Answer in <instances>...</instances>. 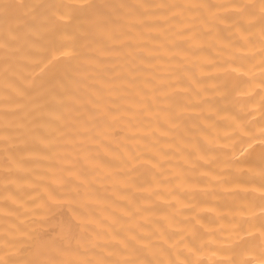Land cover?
I'll return each instance as SVG.
<instances>
[{
  "label": "bare ground",
  "instance_id": "obj_1",
  "mask_svg": "<svg viewBox=\"0 0 264 264\" xmlns=\"http://www.w3.org/2000/svg\"><path fill=\"white\" fill-rule=\"evenodd\" d=\"M0 264H264V0H0Z\"/></svg>",
  "mask_w": 264,
  "mask_h": 264
}]
</instances>
